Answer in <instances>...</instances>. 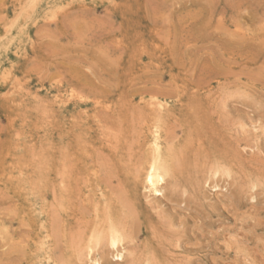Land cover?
<instances>
[{
  "label": "rangeland",
  "instance_id": "rangeland-1",
  "mask_svg": "<svg viewBox=\"0 0 264 264\" xmlns=\"http://www.w3.org/2000/svg\"><path fill=\"white\" fill-rule=\"evenodd\" d=\"M0 264H264V0H0Z\"/></svg>",
  "mask_w": 264,
  "mask_h": 264
},
{
  "label": "bare ground",
  "instance_id": "bare-ground-1",
  "mask_svg": "<svg viewBox=\"0 0 264 264\" xmlns=\"http://www.w3.org/2000/svg\"><path fill=\"white\" fill-rule=\"evenodd\" d=\"M159 103V102H158ZM152 104H154L155 105V103H152ZM157 104V103H156ZM160 104V103H159ZM148 105H150V103H148ZM164 105V104H163ZM153 107H157V106H153ZM165 108V107H164ZM151 109V108H150ZM158 109V108H157ZM152 110V109H151ZM150 110V111H151ZM155 110V109H154ZM164 110H166V109H164ZM158 111H159V109H158ZM154 112V111H153ZM156 112V111H155ZM159 112H161V111H159ZM159 112H158V114H159ZM165 112V111H164ZM151 113H152V111H151ZM157 114V113H156ZM152 115V114H151ZM155 115V114H154ZM160 116H162V115H159L158 117V120H160ZM156 119V118H155ZM157 121V120H156ZM155 121V122H156ZM163 121H165V120H163L162 119V122H159L158 121V123H160V124H162L163 123ZM158 123H153V125H155V124H157L158 125ZM150 125V124H149ZM162 125H164V124H162ZM159 126V125H158ZM158 126H153V131H152V139H151V147L149 146V148H148V150H151L150 152H151V156L149 157V154H147L148 156V158H150V159H147V160H149V161H147V163H148V166H147V168H146V172H145V182H144V184L146 183V185H147V187H148V190H150V192L151 193H153L154 192V194L153 195H155L156 196V194L157 193H159V192H162L161 190L163 189L162 188V184L165 182V179L167 178V177H169V175L170 174H172V173H174V172H172V170H173V163L171 162L172 161V158H174L173 157V154H175V153H177V149L175 150V146L173 147V149H174V152L173 153H168V154H165L163 151L165 150H163L162 148V145H161V143L164 141V138L162 139V142H161V139H160V132L159 131H162V129L160 130H158ZM146 127V126H145ZM162 127V126H161ZM150 128V127H149ZM148 128V129H149ZM150 131V132H151ZM167 131V130H166ZM150 142V141H149ZM165 143V145L167 144V142H164ZM150 144V143H149ZM171 144V143H170ZM172 145V144H171ZM171 145H170V147H171ZM148 146V145H147ZM167 148H168V146H166ZM172 148V147H171ZM173 149H172V151H173ZM176 151V152H175ZM146 152H147V148H146ZM148 153V152H147ZM178 154V153H177ZM177 154H175V155H177ZM179 156V154L177 155V158H180V157H178ZM177 158H175V159H177ZM179 161V160H178ZM177 162H174V166L175 165H177L176 164ZM214 163V162H213ZM219 163V162H218ZM221 163V162H220ZM214 165H215V167L213 166V168L212 169H214V168H217L216 167V165H217V163H216V160H215V163H214ZM221 165H222V163H221ZM225 165H226V163H225ZM223 166V165H222ZM212 167V166H211ZM221 168V167H220ZM219 168V170H218V168H217V170L218 171H220L221 170V172H223V174H225L226 172L225 171H229V173H230V169L229 170H227V168H228V166L226 167V170H224V171H222L223 169L221 168L220 169ZM211 169V168H210ZM216 170V169H215ZM214 170V173H213V175H212V177H213V179L215 180V181H213L212 180V178H210L211 179V181L213 182V184L214 183H216V178H218V177H215V175L217 176V170L215 171ZM207 172H208V174H210L211 172H209L208 170H207ZM225 172V173H224ZM232 172V171H231ZM220 173V172H219ZM218 173V174H219ZM228 173V172H227ZM222 173H220L219 175H221ZM211 175H209V176H211ZM173 176V175H172ZM208 176V175H207ZM228 176H230L229 174H228ZM228 176H227V174H226V178H228ZM171 177V176H170ZM172 178V177H171ZM169 179V178H168ZM208 179V178H207ZM206 179V181H209V180H207ZM229 180V179H228ZM174 183V182H173ZM202 183H204V182H202ZM217 184H218V182H217ZM145 185V186H146ZM213 186V185H212ZM252 186H253V184H252ZM252 186H251V188H252ZM255 186V185H254ZM253 186V187H254ZM215 187H217V185L215 186ZM212 188V187H211ZM220 188V187H219ZM223 188V187H222ZM145 189V188H144ZM217 190H219L218 189V187L216 188ZM215 189V190H216ZM212 190V189H211ZM214 190V189H213ZM156 193V194H155ZM150 195V194H149ZM152 195V194H151ZM152 195V196H153ZM158 195V194H157ZM118 225L119 224H117V227H118ZM114 226V225H113ZM116 226V225H115ZM116 227V228H117ZM115 227H111L110 229H109V227H108V229H107V232H108V234H107V241H108V244H109V246L111 247V249L113 248L114 250L116 249V251L118 250L117 249V246L119 245V244H121V241H122V239H123V236L124 235H122L121 234V230L123 229H121L120 230V228L119 229H116ZM102 236V235H101ZM97 237H99V236H97ZM101 239H102V237H101ZM94 240V239H93ZM97 240V239H96ZM98 240H99V238H98ZM98 243V242H97ZM119 254H121L120 252H118ZM119 254L117 255L118 257H119ZM122 257V256H121ZM120 258V257H119ZM123 258V257H122ZM94 263H96V261L94 262Z\"/></svg>",
  "mask_w": 264,
  "mask_h": 264
}]
</instances>
